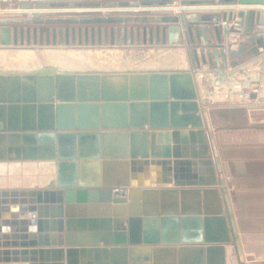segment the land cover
<instances>
[{
	"label": "water",
	"instance_id": "obj_1",
	"mask_svg": "<svg viewBox=\"0 0 264 264\" xmlns=\"http://www.w3.org/2000/svg\"><path fill=\"white\" fill-rule=\"evenodd\" d=\"M15 1L0 8V165L57 174L0 188V264H241L209 109L264 107V0Z\"/></svg>",
	"mask_w": 264,
	"mask_h": 264
},
{
	"label": "crops",
	"instance_id": "obj_2",
	"mask_svg": "<svg viewBox=\"0 0 264 264\" xmlns=\"http://www.w3.org/2000/svg\"><path fill=\"white\" fill-rule=\"evenodd\" d=\"M14 2L15 0H12L10 4H7L9 2L0 3V7L3 9L18 8L19 4ZM150 13L163 12L152 10ZM171 13L175 14L177 11L172 10ZM231 48L235 49L237 45H233ZM202 66L203 68L209 67V63ZM247 72V69H244L243 74ZM219 83L220 81L217 80L215 84ZM255 86L257 83L253 82L251 87ZM252 111L253 109L247 107H214L209 109L213 126L221 128L217 132L219 153L244 255L251 254V264H264V131L259 132L252 127ZM195 168L196 172L200 174L202 167L196 164ZM9 171V169L4 172L0 171V177ZM10 172L12 173V171ZM13 177L22 178L25 175L15 174ZM20 180L19 184L21 183V185L0 186V188L14 189L32 186V184L25 185L22 179ZM13 216L14 213L9 212V219H12ZM19 227L26 228L25 225L20 224ZM10 231L12 232V230ZM19 231L22 233L21 230ZM55 246L59 248V245ZM19 264H29V262H20Z\"/></svg>",
	"mask_w": 264,
	"mask_h": 264
},
{
	"label": "rangeland",
	"instance_id": "obj_3",
	"mask_svg": "<svg viewBox=\"0 0 264 264\" xmlns=\"http://www.w3.org/2000/svg\"><path fill=\"white\" fill-rule=\"evenodd\" d=\"M11 1H9L10 4ZM15 4H19L18 2H14ZM49 15H55V13H50ZM251 124H257V125H262L264 124V107H258V108H254L252 111V123ZM254 128H256L259 132L264 131V126H252ZM39 165V164H37ZM26 169H21L20 170V174L21 175H31V177L34 179V182L32 185H43L42 181L46 180L48 177H50L49 174H46L47 169L45 168H37L29 165L25 166ZM25 170V171H24ZM15 176V172L11 173L10 171L8 173H6L4 176V181L0 183V186H7V187H12V186H16V185H21V183H16L14 182V177ZM51 182H48L47 184H50ZM45 184V183H44ZM241 264H251V254L248 256L244 255V261L241 262Z\"/></svg>",
	"mask_w": 264,
	"mask_h": 264
},
{
	"label": "bare ground",
	"instance_id": "obj_4",
	"mask_svg": "<svg viewBox=\"0 0 264 264\" xmlns=\"http://www.w3.org/2000/svg\"><path fill=\"white\" fill-rule=\"evenodd\" d=\"M2 10V9H1ZM162 60H165V62L168 61H175L176 58L173 55H163ZM32 165L34 167L37 166V168H45L47 169L46 174H49L50 177H48L46 180H43L42 183L47 184L48 182H55L56 180V166L54 163L47 162V161H34V162H11V163H6L4 165H0V171L4 172L5 170L9 169L12 172H15L16 175L20 174L21 169H26L25 166ZM39 164V165H37ZM6 165V166H5ZM25 171V170H24ZM22 179V181L25 183V185L28 184H33L34 179L31 177V175H25V177L19 178V177H14V182L19 183ZM4 181V177H0V183Z\"/></svg>",
	"mask_w": 264,
	"mask_h": 264
},
{
	"label": "built area",
	"instance_id": "obj_5",
	"mask_svg": "<svg viewBox=\"0 0 264 264\" xmlns=\"http://www.w3.org/2000/svg\"><path fill=\"white\" fill-rule=\"evenodd\" d=\"M174 5L175 6L180 5V0H175L174 1ZM18 8H20V7H18ZM1 9H3V8H1ZM44 10L45 9L43 7H36L35 6L32 9V11H30V12L27 13V16L30 17V18H33L34 15H35V12H37V11L45 12ZM256 90H257V87L256 86L255 87H251V88L245 90V96H249L250 92H253V91H256ZM127 190H128L127 187L120 186V187L113 188V193L115 195H124V194L127 193Z\"/></svg>",
	"mask_w": 264,
	"mask_h": 264
}]
</instances>
